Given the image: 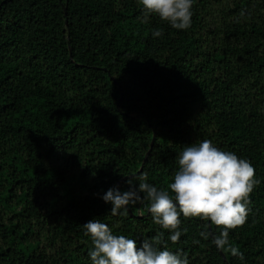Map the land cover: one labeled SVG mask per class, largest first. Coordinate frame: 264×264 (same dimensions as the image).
Returning <instances> with one entry per match:
<instances>
[{
	"label": "trees",
	"instance_id": "1",
	"mask_svg": "<svg viewBox=\"0 0 264 264\" xmlns=\"http://www.w3.org/2000/svg\"><path fill=\"white\" fill-rule=\"evenodd\" d=\"M141 7L0 0V264H90L89 219L137 240L164 231L189 264H264V0H195L186 30ZM203 139L259 181L229 230L243 260L212 243L223 226L181 216L171 242L146 200L113 216L99 196L140 172L166 187Z\"/></svg>",
	"mask_w": 264,
	"mask_h": 264
},
{
	"label": "clouds",
	"instance_id": "2",
	"mask_svg": "<svg viewBox=\"0 0 264 264\" xmlns=\"http://www.w3.org/2000/svg\"><path fill=\"white\" fill-rule=\"evenodd\" d=\"M141 11L155 14L170 27L186 30L191 26L195 0H138ZM153 37L162 31L155 28ZM178 168L166 187L147 182L143 172L128 179L129 188L108 187L100 199L110 204L113 216H126L129 206L148 202V212L155 224L167 230V240L177 242L184 229L181 216L207 219L223 226L212 243L223 250L227 245L232 255L243 260V253L228 245L229 230L243 225L249 212V194L259 182L252 163L232 151L217 147L211 140L187 144L178 154ZM133 179L138 181L133 185ZM83 231L90 237L87 255L90 264H189L180 249L173 251L165 243V232H157L150 239L137 240L116 234L108 223L89 219ZM205 232L201 236L207 238Z\"/></svg>",
	"mask_w": 264,
	"mask_h": 264
},
{
	"label": "water",
	"instance_id": "3",
	"mask_svg": "<svg viewBox=\"0 0 264 264\" xmlns=\"http://www.w3.org/2000/svg\"><path fill=\"white\" fill-rule=\"evenodd\" d=\"M155 136H156V134H154V137H153V139H152V141H151V147H150V150H151L152 147H153V144H154V141H155ZM150 150L148 151V153L150 152ZM141 169H142V167H141ZM119 183H120V181L117 183V185H119ZM221 253L223 254L224 257H226L225 254H224V252H223L222 250H221Z\"/></svg>",
	"mask_w": 264,
	"mask_h": 264
}]
</instances>
